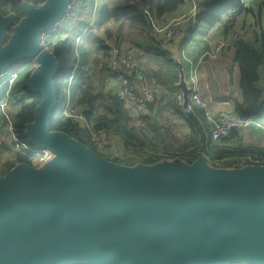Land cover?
Masks as SVG:
<instances>
[{
  "label": "water",
  "instance_id": "1",
  "mask_svg": "<svg viewBox=\"0 0 264 264\" xmlns=\"http://www.w3.org/2000/svg\"><path fill=\"white\" fill-rule=\"evenodd\" d=\"M69 1L22 0L19 21L0 13V72L38 61L26 86L41 99L25 135L54 153L40 167L21 162L0 176V264H264V164L215 167L201 155L134 167L52 129L60 63L41 34ZM182 40L164 47L187 110Z\"/></svg>",
  "mask_w": 264,
  "mask_h": 264
},
{
  "label": "trees",
  "instance_id": "2",
  "mask_svg": "<svg viewBox=\"0 0 264 264\" xmlns=\"http://www.w3.org/2000/svg\"><path fill=\"white\" fill-rule=\"evenodd\" d=\"M36 4L39 0H33ZM41 1V0H40ZM93 4L92 0H87ZM22 0H0V13L15 14L19 21L25 14ZM187 0H104L98 9L93 25L90 17L81 19L72 28L60 29L48 42L60 63L54 78L57 88V107L51 116V127L68 124L78 126L61 113L60 106L66 98V87L70 71L76 61V46L79 41V69L73 83L71 108L84 110L93 128H107L113 131L128 147L157 148L166 154L155 159L142 161L152 164L161 160H182L192 163L204 155L211 166L228 168L226 159L246 155L257 157L264 164V139L257 143L245 142L243 129H232L218 141L204 145V138L197 125L196 118L203 117L201 107L184 109L182 95L175 82L179 79V70L171 54L165 49L152 28L151 18L159 22L175 13ZM197 22L208 27L222 22L226 33L235 30L238 18L248 11L243 0H205L200 5ZM12 28L9 29V33ZM116 39L118 44H126L138 50L143 70L159 91V105L140 113L139 120L134 118L125 107L123 100L108 88L114 77L107 66L109 46L104 38ZM233 61L238 67V84L241 90L239 98L234 100L232 109L258 122L251 126L252 132L263 130L264 126V84L261 69L264 67V32L254 39L238 38L234 42ZM184 61V58H182ZM33 59H25L9 67L17 71L18 77L11 87L23 89L27 98L21 100L19 109L10 117L16 137L30 141L26 135V123L33 121L34 110L41 94L30 90L26 80L35 68ZM8 85L0 88V102L6 97ZM20 100V99H19ZM262 132L260 135L262 136ZM32 152L14 151V158L8 161L0 176L21 162L30 163ZM114 162L131 165L127 157L111 158ZM240 264V263H237Z\"/></svg>",
  "mask_w": 264,
  "mask_h": 264
},
{
  "label": "built area",
  "instance_id": "3",
  "mask_svg": "<svg viewBox=\"0 0 264 264\" xmlns=\"http://www.w3.org/2000/svg\"><path fill=\"white\" fill-rule=\"evenodd\" d=\"M93 4L87 0H70L67 4L63 15L53 24L48 26L41 34V43L47 47V42L62 28H71V25L77 20L80 11L87 10V15H91V24L93 25L94 17L104 0H92ZM205 0H189L188 6L175 15H168L162 21H158L155 17L151 18L152 28L162 42L166 45L177 36L181 29L188 23L197 19L201 3ZM262 1L264 14V0ZM237 35L235 30L230 31L225 36H221L211 51H207L205 56L207 59H217L221 52L227 48L231 39ZM78 37L76 46V61L70 71L69 83L65 89L66 98L60 106L61 113L70 118L78 126L61 124L57 125L53 130L63 131L71 136L76 137L88 147L96 151L98 154L111 159L114 157H129L135 161L146 158L155 159L157 156L166 154L157 148H139L125 146L122 140L110 129H95L89 123L85 112L81 108H71V100L73 93V83L79 69V41ZM109 46L107 56V66L114 77L109 81L108 87L113 89L123 100L125 107L130 114L139 120L140 113L149 111L148 102H153V108L159 105V91L156 84L151 81L143 70V66L138 55V50L126 44H118L116 39L106 38ZM34 65L38 61L33 58ZM18 77L17 71L14 69H6L0 72V88L7 84V96L10 95L11 87ZM191 93L189 109L193 107H201L204 111V118H196L197 125L204 138V145L218 141L224 135H227L232 128L246 129L251 126L252 121H256L251 117L237 113L234 109H226L220 112H214L209 108L206 99L199 87L197 73L191 76ZM6 101L0 104L2 109L5 108ZM258 123V122H256ZM259 124V123H258ZM13 141L12 148L15 150H28L32 152L30 164L40 167L53 158L54 153L45 147H41L30 141H22L18 139L14 133L13 125L10 126ZM3 138L0 136V145L3 144ZM260 161L257 157L246 155L238 158L226 159L225 164L229 167H242L248 164H255ZM1 171V169H0Z\"/></svg>",
  "mask_w": 264,
  "mask_h": 264
},
{
  "label": "crops",
  "instance_id": "4",
  "mask_svg": "<svg viewBox=\"0 0 264 264\" xmlns=\"http://www.w3.org/2000/svg\"><path fill=\"white\" fill-rule=\"evenodd\" d=\"M243 1H245L248 7V11L238 18V24L235 28L237 35L231 39L229 46L221 52L217 59H207L205 53L214 48L217 40L221 36L227 35L222 22L211 27H208L203 22H197V20L188 22L171 43L168 44L173 47L177 37L183 35V40L180 45V55L184 58L187 77L191 79V76L197 73L199 87L203 93V97L206 99L209 108L214 112L232 109L234 100L241 95L238 84V67L233 61L235 40L238 38L251 40L258 33L264 32L262 1ZM188 4L189 0H187L186 4L179 11L171 15L183 11ZM87 12V10H84L79 13L84 18L88 17ZM81 17L77 15V20L71 25V28L76 25ZM26 98L27 93L23 89L16 90L13 87L11 94L0 102L1 104L6 101L5 108L2 109L0 107V136L4 141L0 145L1 170L5 168V164L8 161L13 160L14 151H16L11 145L13 136L9 130V126L12 124V118L10 117L19 109L21 100ZM242 131L250 132L246 135L245 140L254 143L262 141L252 132L251 126Z\"/></svg>",
  "mask_w": 264,
  "mask_h": 264
},
{
  "label": "rangeland",
  "instance_id": "5",
  "mask_svg": "<svg viewBox=\"0 0 264 264\" xmlns=\"http://www.w3.org/2000/svg\"><path fill=\"white\" fill-rule=\"evenodd\" d=\"M92 15V14H91ZM91 15H89V17H91ZM219 40V39H218ZM217 40V41H218ZM262 68H263V66H262ZM261 74H262V84H264V68L263 69H261ZM109 88V87H108ZM263 122H264V120H263ZM263 128H264V126H263ZM9 130L11 131V129H10V127H9ZM261 131H263L262 132V136L260 135L261 133H257V132H261ZM248 133H250V132H248V131H244V134H245V137H246V135L248 134ZM255 136L258 138V139H261V140H263L264 139V129L263 130H258V129H256V132H255ZM73 138H75V139H77L76 137H74V136H72ZM78 140V139H77ZM246 142H249L248 140H245ZM118 157H120V156H118ZM127 158H129V157H127ZM133 160V159H132ZM164 161H167L168 163H174V162H177V161H182V160H166V159H164V160H161V161H158V162H155V163H152V164H148V163H145V162H143L142 160H137V161H135V160H133L132 161V163H131V166H134V167H139L140 165H142V164H145V165H154V164H157V163H159V164H162V163H164ZM183 162V161H182ZM185 162V161H184ZM6 165V164H5Z\"/></svg>",
  "mask_w": 264,
  "mask_h": 264
},
{
  "label": "flooded vegetation",
  "instance_id": "6",
  "mask_svg": "<svg viewBox=\"0 0 264 264\" xmlns=\"http://www.w3.org/2000/svg\"><path fill=\"white\" fill-rule=\"evenodd\" d=\"M29 1L34 2L33 0H29ZM43 1H44V0H41V1L39 0V1H37V2H36V5H39V4L43 3Z\"/></svg>",
  "mask_w": 264,
  "mask_h": 264
},
{
  "label": "clouds",
  "instance_id": "7",
  "mask_svg": "<svg viewBox=\"0 0 264 264\" xmlns=\"http://www.w3.org/2000/svg\"><path fill=\"white\" fill-rule=\"evenodd\" d=\"M165 45H166V44H165ZM8 68H9V67H8ZM8 68H7V69H8ZM10 94H11V92H10ZM6 96H7V93H6Z\"/></svg>",
  "mask_w": 264,
  "mask_h": 264
}]
</instances>
